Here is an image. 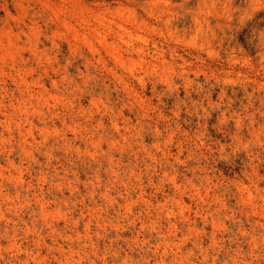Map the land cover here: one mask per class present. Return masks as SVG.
<instances>
[{
    "label": "rangeland",
    "instance_id": "obj_1",
    "mask_svg": "<svg viewBox=\"0 0 264 264\" xmlns=\"http://www.w3.org/2000/svg\"><path fill=\"white\" fill-rule=\"evenodd\" d=\"M0 264H264V0H0Z\"/></svg>",
    "mask_w": 264,
    "mask_h": 264
}]
</instances>
